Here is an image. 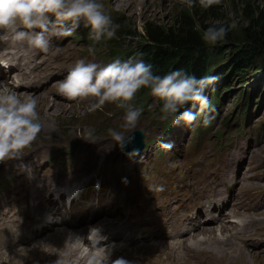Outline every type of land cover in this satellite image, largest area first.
Here are the masks:
<instances>
[{"label": "rangeland", "instance_id": "rangeland-1", "mask_svg": "<svg viewBox=\"0 0 264 264\" xmlns=\"http://www.w3.org/2000/svg\"><path fill=\"white\" fill-rule=\"evenodd\" d=\"M248 1L253 2L254 7L264 15V0ZM102 4L114 21L120 20L127 27L135 28L137 32H140L141 28H144L145 23H156L164 27L171 25L173 23V14L176 9L188 6L186 0H140L138 5L136 4L137 6L135 5L134 9L130 10L122 6V2L119 4L115 1L111 3V1L102 0ZM225 9L227 11L228 8L225 6ZM228 11L230 13L231 10L228 9ZM232 16L234 17L233 14ZM130 35L133 36V38L121 36V38L117 39L118 41L116 43H112V47L111 45L106 47L103 41H101L100 44L95 43L94 46L98 48L95 49L94 54H89L87 51L91 38L88 29L84 27L77 28L76 32L71 36L62 38L53 37L51 47L58 49L56 53L58 61L56 57L53 58L55 53L50 52L44 58L40 59L43 61L40 72L45 74H37V79L40 81V84L45 83L47 86L46 88H42V90H44L43 96L45 97H36V95H32L30 92L23 90L16 91L21 98L25 95H30L37 100V111L43 126L35 140H33L28 147L23 149V155L20 158L0 162V167L6 164L13 171V174L0 175V184L5 187L2 193L9 192L8 194L0 195V198L3 196H8L10 198L7 206L10 205L11 214H15V212L19 210V207L22 206L25 200L24 189L27 183L34 179L46 180L49 176H59L67 180L51 186V194L49 195V192L45 194L48 203H53L56 200V193L72 182L90 185L93 179L96 178L100 183H104L107 185V188L110 189L111 195L108 197L105 196L95 204L94 201L89 200L90 195H87L80 203L76 204L78 211L79 208H84L86 210V213L82 214L81 212L78 220H94L87 223L85 225L86 228L97 222L104 224L109 231L120 226L111 215L110 218H94L93 216L101 209L111 212L117 218L120 216L123 218L130 217L131 219L139 217L140 215L136 213L131 214L130 209L124 207L125 201L129 202L131 200L133 206H139V201L144 198L147 200L145 205L149 208H153L156 204L162 205L161 198H157L155 202H151L153 198L142 196L134 191L128 192L125 190L127 195H129L128 199L119 196L120 193H122L121 191L127 188V183L133 188L139 189L140 182L137 178V172H139L140 168L150 164L147 155L144 157H132L133 160L126 158V155L123 156L121 154L122 151L112 145L113 141L106 133L108 127H117L119 125L123 109L119 108L116 104L105 103L100 109L87 112L85 111L89 102L87 98L70 100L67 97L61 96L57 92L56 87L53 88L52 86L54 82L60 80V77L55 76V73L68 70L77 59H84L87 62L108 63L112 59H116L114 54L124 55L123 58L120 57L119 59L129 58L131 55L130 51H132L135 42L138 40L137 33H130ZM242 42L237 31V33L232 35L229 43H224L222 46L218 45L220 49L217 52L218 54H223L225 58H227L228 54L236 49L230 44L238 45ZM113 46H116V48L113 49ZM123 47L128 48L129 51L123 53L120 50H116ZM208 48H215V46H208ZM53 50L54 49H52V51ZM257 69L258 66L254 67L251 72H256ZM218 70V67H214L211 69V73L216 75ZM261 74L262 72L259 73V75ZM51 75L54 76L48 84L47 79H50ZM236 78V76H233L235 80L228 78L224 81L217 78L212 84L220 91H223L225 88H229L230 90L226 98L222 100V110L218 113V118L215 120L213 127L206 130L204 135H199L200 137L205 136L208 138L204 145L203 154L199 147L194 149L193 164H195L197 159L202 157L201 163L190 167L188 157L186 175L194 184L195 197L202 196L206 198L211 188H218L223 196L230 195L231 192H234L233 197H235V193L240 191L232 184L235 170L226 169L224 159L228 153L227 145L229 143H232L229 145V147H232L237 144L240 139L246 140L245 135L242 136L238 133L240 128H243V125L236 124L234 119L238 117L239 110L243 105H247L248 111L245 131L249 133L247 144L253 147V151L248 167L245 166L246 161H244L238 168L239 172L242 170L244 171L243 174H241V179L247 183V188L249 186L255 188L253 190L254 194L249 202V205H253L264 195V134H257V128L264 122V78L258 77L257 80L247 85L248 88L245 91L247 95L245 98L251 97V101H247L245 104L242 103L241 98L238 99V94L240 92L242 94L241 97H244V90L240 88V86L243 85L242 82ZM244 80L249 82L252 80V77L248 76ZM153 99L154 97L146 100L141 98L140 102H137L135 99L131 101L135 106L142 109L141 116L134 130H142L145 136V142L148 146H150L151 142L159 138L162 125L160 113L153 109L155 105ZM145 104H148V109L145 108ZM194 107L196 109L198 106L194 105ZM255 107L256 109L254 110ZM225 121H227V128H224L223 123ZM171 126L172 135L170 139L175 138V135L177 137L180 136V139L177 140V145H180L183 151H185L187 146H190V144H188L184 147V144L187 142V135H189V129L186 128V130H184V125H173L171 123ZM87 127H91L95 130L90 141L84 140L85 138L82 136V131ZM217 130H225V133L222 132L220 134L219 139L215 137V132ZM227 138L230 142L223 145V140ZM100 140L105 142L109 148L108 152H104V150L99 151V147L102 145ZM72 147L75 148V151L71 150ZM72 152H75L74 155H71ZM37 153L39 154V159L29 161L32 156ZM144 154H146V151H144L142 155ZM236 154L240 156L239 153ZM72 156L73 159L70 158ZM151 156L150 152V157ZM156 156H159V154ZM165 156L166 161L173 160L176 162L177 168V161L172 155V152L165 154ZM62 160L65 162H62ZM184 160L185 156L183 161ZM18 163L23 164L22 166H24V169L28 164L31 165L24 177H22L19 170L15 168V164ZM115 163L125 166L128 170H132L133 168L136 175L134 174L131 180H128L124 176L121 178L115 177L114 174L116 171L112 167ZM181 164H183V162L179 160V165ZM30 169L36 172V176H34V173L30 171ZM150 172L153 173L150 176L151 179H157L161 176L165 177L168 173V167L164 166L162 162H157L153 169L150 168L147 173L149 174ZM251 174L259 178L260 181L247 178L250 177ZM239 175L240 174H238V177ZM248 183L252 184L249 185ZM176 193L177 195L175 197H172V194L169 192L165 193V203H163L165 219H162V215L159 213L156 215L154 221H158L160 224L164 221L169 222L175 219L173 217L178 213L177 211L184 209V189H179ZM79 196L80 198L82 197L81 192ZM239 200L243 201L244 198H240ZM63 206L64 202L62 207ZM118 207H120L119 210ZM88 210H90V214H87ZM58 214V211H56V213H53V216L57 217ZM237 214L239 213L233 214L229 218V221L232 222L234 219H239ZM45 217L46 215L41 216V213L35 214L32 228L34 230H40L39 223L42 222ZM103 219L109 221L104 223ZM152 227L159 230V226L153 222L152 226L147 228L145 232L146 235L153 233ZM61 229L71 231L77 229V227L73 225L57 227L52 232H47L40 240H33V243L27 245V248L22 249V246H20L18 252L12 254L9 260L14 262V264H30V262L52 264L54 259L51 258V255L55 253V248L61 245L59 242L60 236L56 235L57 232H61ZM218 232L219 231L216 230L215 234L218 235ZM230 233L231 232H228L227 235ZM138 234L139 229L137 226L135 229H122L119 238L124 240L123 244L118 243L119 241L116 236H113L109 241L121 245L114 253V256L122 255L129 259H135L137 264H216L210 252L214 247L211 244L204 243L206 236L202 235L203 233L193 237L194 240L200 241L198 246L191 245V238L185 243L184 247L171 246L168 244L170 240L166 238V230H162L154 236L136 239ZM48 238L50 239L47 240ZM40 241H42V244H40L42 248L39 251H34L36 250V243ZM47 246L49 247L48 253L46 252ZM126 250H128V252H124ZM2 251H4L3 248ZM32 254L36 256V259ZM248 261L250 264H264V254L261 251L258 253L252 252Z\"/></svg>", "mask_w": 264, "mask_h": 264}, {"label": "clouds", "instance_id": "clouds-1", "mask_svg": "<svg viewBox=\"0 0 264 264\" xmlns=\"http://www.w3.org/2000/svg\"><path fill=\"white\" fill-rule=\"evenodd\" d=\"M214 2L218 0H186L188 6L198 4L202 8ZM79 27L88 29L93 44L87 51L94 54L95 43L116 37L120 25L104 9L102 0H0V41L14 46L19 54L47 53L53 37L71 36ZM227 32L226 25L211 24L202 31L201 40L208 46H215L225 39ZM141 57L142 53H137L108 63L77 59L56 84L61 96L70 100L87 98V112L100 109L105 103L123 109L119 125L108 127L106 133L118 150L132 146L124 153L129 158L140 153V149L133 146V130L142 109L131 101L142 87L161 101V120L170 119L173 125L191 127L199 117L200 126L208 127L215 119V107L204 94L216 81L215 75L197 77L183 68L156 74L153 65ZM190 103L198 106V112L186 107ZM42 126L37 100L30 95L21 98L0 81V162L20 158ZM94 131L91 127L85 128L82 131L84 140L90 141ZM160 146L166 151L174 147L171 141H160ZM162 187L158 186L159 190ZM65 238L70 244L79 245V256L66 260L68 254L65 253L52 264H137L135 259L114 256L121 245L105 243L107 235L100 222L89 225L83 233L68 231Z\"/></svg>", "mask_w": 264, "mask_h": 264}, {"label": "bare ground", "instance_id": "bare-ground-1", "mask_svg": "<svg viewBox=\"0 0 264 264\" xmlns=\"http://www.w3.org/2000/svg\"><path fill=\"white\" fill-rule=\"evenodd\" d=\"M117 2L122 6L130 9H134L135 5H138L140 0H108ZM136 5V6H137ZM103 43L107 40H101ZM97 42V43H101ZM92 40H90V45H92ZM2 55L7 56L14 62L11 67L12 72L9 74L0 73V81H3L7 86L15 91H26L30 92L36 97H45L43 96L44 90L40 86V81L37 79V74L33 73L36 71L39 66L35 62V54L29 53L27 55L19 54L16 52L14 46L10 45L8 42H3ZM95 47V46H94ZM98 47H95L97 49ZM5 50H12L13 52H5ZM116 58H123L122 55H116ZM221 65V64H220ZM65 73V72H64ZM206 74H209L206 73ZM55 76L62 78L60 72H56ZM232 78V77H231ZM232 80H235L232 78ZM57 82L53 83V88L56 87ZM48 97V96H47ZM54 98V97H53ZM56 99V98H55ZM56 104V103H55ZM101 141V146L99 151L108 152L109 148L103 140ZM236 153H239L240 156H237ZM39 154L32 156L31 160L38 159ZM252 155L246 156V160L250 163ZM241 158V153L239 151L232 152L228 158L225 160V168L228 170H235L238 166V163ZM25 160V159H24ZM23 164H15V168L19 170V173L22 174L24 171ZM13 174V171L5 164L0 167V175H9ZM251 180H259L254 175ZM57 178L53 177L50 179V182H38L34 181L29 185L27 192L28 203L27 206L20 212L11 214L7 209V202L10 198H0V264H14L9 258L12 254L18 252V248L22 246V249L27 248V245L33 241V236H30L27 232L28 221L31 218V211L36 207H39L42 202V194L48 188V186L54 182ZM237 184V181L234 180L233 186ZM247 188L246 183L242 182L239 186L240 190ZM61 199V196H59ZM233 197L229 199H224L222 197L221 191L218 188H214L210 191V195L206 197L205 203L206 208L200 209V215L196 216V224H193V221L189 220L186 216L181 218L177 223L168 224L166 228V238L170 240L168 244L171 246H181L184 247L185 243L192 240V246H198L200 241L194 240L193 237L200 235H205L204 243L211 244L214 248L210 250L213 261L216 264H250L248 259L250 254L253 252H260L264 250V238L257 237L256 233H250L255 228L264 227V211L263 206H256L249 214L239 213V222H230L229 218L235 214L231 210H227L231 206ZM212 212H215V216L212 218V226L206 228L201 223V218L205 215H208ZM65 216V215H64ZM62 216V217H64ZM62 217L58 219L59 223H64L66 220H63ZM107 219H103V222L106 223ZM81 222V221H77ZM89 222L77 225V229H73V232H85L87 228L85 225ZM137 226L136 223L131 224H121L118 227L113 228L116 230L115 234H107V241L111 240L113 236H116L118 243L123 244L124 240L119 238L122 229H135ZM112 229V230H113ZM219 231L218 235L215 234V231ZM69 230L61 229V232H57L56 235L60 236L59 242L61 245L55 248V253L51 255V258L54 260L60 256L67 253L65 257L66 260H73L79 256V245L70 244L65 238ZM204 231V232H203ZM228 232H231L227 235ZM55 235V236H56ZM48 238L47 240H49ZM239 243L240 245H237ZM42 241L36 243L34 251H39ZM123 247V246H122ZM144 247V246H143ZM2 248L4 251H2ZM48 246L46 252L48 253ZM33 255V254H32ZM36 259V256L33 255ZM39 261V260H38ZM30 264H38L30 262ZM42 264V262H41Z\"/></svg>", "mask_w": 264, "mask_h": 264}, {"label": "trees", "instance_id": "trees-1", "mask_svg": "<svg viewBox=\"0 0 264 264\" xmlns=\"http://www.w3.org/2000/svg\"><path fill=\"white\" fill-rule=\"evenodd\" d=\"M225 6L231 10L230 13ZM115 22L120 25L117 35L105 41V45L112 47V43H116L121 36L133 38L130 33H137L138 40L130 51V56L142 53L141 58L153 65L156 74L162 75L173 69L183 68L189 74L200 77L218 67L225 79L236 76V79L244 82L243 88L247 86L244 79L248 76L264 78V15L248 0H218L208 8H202L198 4L179 7L173 14L171 25L164 27L156 23H145L140 32L127 27L120 20ZM211 24H224L228 28L225 39L218 42L215 48H208L201 40L202 31ZM237 31L243 42L238 45L230 44L236 49L227 58L218 54V45L229 43ZM116 50L123 53L129 51L125 47ZM257 66V71L251 72ZM136 96L138 99L153 97L143 87ZM154 99L160 112L161 101L157 97ZM147 107L148 104H145V108Z\"/></svg>", "mask_w": 264, "mask_h": 264}, {"label": "water", "instance_id": "water-1", "mask_svg": "<svg viewBox=\"0 0 264 264\" xmlns=\"http://www.w3.org/2000/svg\"><path fill=\"white\" fill-rule=\"evenodd\" d=\"M134 136H135V140L133 142V146L141 149V147H142L141 140L143 138L142 134L139 131H137L134 133Z\"/></svg>", "mask_w": 264, "mask_h": 264}]
</instances>
